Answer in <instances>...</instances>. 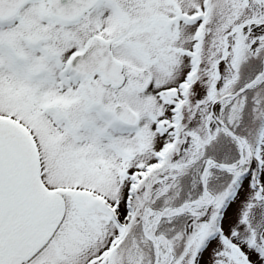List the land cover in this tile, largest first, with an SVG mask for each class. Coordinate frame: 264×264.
<instances>
[{"label":"snow or ice","instance_id":"snow-or-ice-1","mask_svg":"<svg viewBox=\"0 0 264 264\" xmlns=\"http://www.w3.org/2000/svg\"><path fill=\"white\" fill-rule=\"evenodd\" d=\"M0 264H264V0H0Z\"/></svg>","mask_w":264,"mask_h":264}]
</instances>
